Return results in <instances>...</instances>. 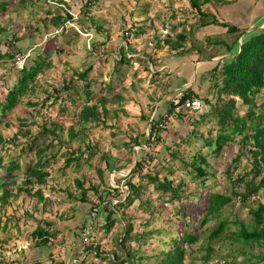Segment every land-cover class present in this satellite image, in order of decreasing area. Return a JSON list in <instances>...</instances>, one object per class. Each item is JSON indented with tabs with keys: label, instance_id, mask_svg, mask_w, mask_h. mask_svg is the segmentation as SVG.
<instances>
[{
	"label": "trees",
	"instance_id": "16d2710c",
	"mask_svg": "<svg viewBox=\"0 0 264 264\" xmlns=\"http://www.w3.org/2000/svg\"><path fill=\"white\" fill-rule=\"evenodd\" d=\"M94 1L87 0L84 2L83 13L87 16L83 15V18L78 19H73L71 13L61 7L62 4H65L63 0H57L58 6L55 8L58 9V12L49 15V17L47 16L50 11L48 0V3L46 0L16 1L14 13L25 11L27 22L22 26V24L16 22L17 20L12 21L9 17L3 24L0 23V34L4 36L2 44H6V49L0 51V61L3 63L9 61L10 65L13 66L17 60H20L22 65L16 69L15 79L11 80L9 84L6 83L5 90L0 93V123L2 122V116L15 107L23 95L34 92V79L37 73L48 65V61H46L48 55L52 52L56 54L63 51L68 42L72 40V37H80L79 39H81L83 34L71 30V25L79 26L82 33L89 34L90 40L88 42L91 48H89V45L88 47L85 46V40L82 41L88 53L91 51L97 52L100 46L106 43L108 36L100 21L96 20L94 16L88 15L90 5ZM211 1L187 0L189 7L197 16L195 25H187L185 20L173 22L174 15H172L169 20V23L173 22V24L171 23L172 26L164 25L165 27L168 25V30L164 31V35L154 33L151 39V46L156 49L166 46L170 52H175L173 54L187 56L192 52L200 53L203 48L200 47V43L195 42L197 41L193 35L195 29L207 25H217L224 28V32L231 38L229 42L221 38L206 37L204 39L206 46H221L223 48V53H221L224 55L222 57L223 63L219 67L218 62L215 61L210 68L199 74L200 79H204L207 83L209 97L198 96L197 91L192 86L181 87L183 95L180 101L195 97L199 99L201 106L194 111L184 110L181 115L176 114L179 117L172 122L171 128H169L168 135L172 143L165 145L166 154L171 161L176 160L180 164L179 169L184 171L189 178V182L194 184L192 190L194 193L188 191L184 179L174 180L169 177L173 174L172 163L165 160V163L160 161L153 163L151 173H141L140 169L144 165L145 159L147 162L155 159V156H151L144 149H140L126 176L120 177L118 175V179L123 180L126 189L123 190L121 187H114L105 182L107 173L114 169V165L110 161L111 156L106 151H99L95 142L92 143L88 140L84 143V140H87L91 128L104 123L108 117L109 106L119 101L121 95L115 91L117 83L113 85L114 81L109 79L106 84V91L109 94L102 96L99 101H92L94 93L90 86L98 81L97 77L89 75V70L93 66L91 61L86 63L80 70H72V76L66 81L60 82L56 86L50 85L49 90L43 89L44 96L39 102H30L26 99V103L31 106L44 104L49 100L50 104H54L56 100L60 101L65 92L70 90L67 98L69 97L68 99L71 100L72 104H76L80 101L79 94L82 93L85 102L78 105L80 107L75 114L74 123L64 127L62 122L48 119L41 124H35L36 129L32 131L19 119L16 130L9 137L0 134V150L5 149L6 144H10L13 147H19L17 149L18 154L28 158L20 167L18 157L11 156L6 164H3L0 156L1 206L6 203L8 198H16L22 193L40 191L42 187L47 186L48 178H51L54 173L53 164L56 162L55 159L58 154L61 156V164L56 167L55 171H64L70 166L75 169L90 166L92 156L94 154L98 155L96 162L91 164L97 182L88 183L87 186H84L85 176L82 175L81 179H73L77 195L66 193L75 202L88 204L89 209V218L84 219L74 227V229L80 228L79 233L73 231L74 229L71 231L73 236L90 231L87 242L82 246L79 245L80 250L78 251L83 253V257L78 264H83L90 252V255L105 260L106 264H149L148 259H152L153 264H182L186 248H190V245L197 241L203 232L194 228H200L212 218L217 220L210 228L206 240L200 247L203 248V253L199 256L200 264H210V261L215 257L222 258V260L229 257V264H234L232 261L234 255L227 253L220 256L211 246V243L218 242L222 238L227 239L230 243L236 242L241 247L264 245V203L256 200L253 206L249 205V202L252 201L251 198L257 195L259 189H264V103L261 100L258 102L261 98L260 90L262 89L264 93V25L261 28L254 26L253 29L246 32V28L228 24L221 19H217L214 14L201 9L202 5L209 4ZM214 1L219 4L231 2V0ZM43 4H46L43 9L45 15L34 18L35 12H38ZM6 6H8V1L1 0L0 11H5ZM65 21L66 24H64ZM144 23L134 24L130 29L127 28L123 32L124 45L129 44V38L137 37L145 32ZM161 28L164 29L162 25ZM67 31L70 32V35L64 39L63 37ZM45 32L48 34L54 32V35L51 39L43 42L44 45L52 44L51 48L49 47L47 51L43 52L41 51L42 47H37L36 40H42L43 36L47 35ZM23 38H28L30 41V44L28 43L26 47L16 44ZM32 44L34 49H32L33 46L31 47ZM26 52L28 54L25 56ZM91 56L94 57L95 55ZM213 56L211 55L209 58ZM145 57L147 59L144 62L147 66H150L151 56L144 55ZM144 58L143 56L139 58L127 54L121 47L111 72L116 78L121 79L123 71L130 67L134 59L142 61ZM176 78L177 76L174 75L163 83L166 91L176 87L178 81ZM77 80L81 81L79 89L76 87ZM65 109L63 106L60 108L61 111ZM163 111V109H157L155 114L149 118V135L145 138L144 146L152 143V147L160 142V133L164 128V121L161 118ZM63 132L65 135H63ZM175 139L178 140L176 144H174ZM72 140L77 141L79 144L84 143L83 147L81 149L78 147L72 148L69 144ZM132 140L134 144H137L138 138L133 137ZM198 140L200 143L194 147V151L184 150L185 147L190 145L195 146L194 143ZM230 142L236 143L238 150L231 159L232 165L228 166L225 172L227 176L230 175L232 170L236 168V163L244 156L247 160L248 169L236 173L235 178L232 179L233 182L240 183L242 188L238 191H230L228 194L210 192L204 197L201 196L199 189L205 187V182L210 175L207 169V157L217 156L223 147L229 146ZM162 146L164 148V145ZM60 148H63L64 151L59 153ZM161 159L163 160V156ZM100 162H104V165L99 166ZM135 174H138L136 183L130 179ZM18 175L22 177L19 181H16ZM140 180H143V183H140ZM117 183L118 180L113 184L117 185ZM98 185H101L102 189H98ZM147 185H151L152 190L157 193V198L163 202L177 200L180 203V206L178 205L177 209L174 208V211L179 213L183 219L181 232L171 236L166 242L160 239L164 248H161L155 255H147L146 250L141 246L150 240L153 234H159L160 231L157 228L133 231L132 219H128L123 223L117 238L114 240L115 249L106 253L99 249L96 240L91 236V234H94L92 226L93 229L98 230L99 228L107 234L117 219L122 221V218L117 217L118 210L133 205L135 201L137 202L136 207L152 215L153 205L150 203L148 196L142 199ZM88 191L94 193L95 201L86 203ZM193 194H196L197 201L190 205L197 206L200 213H197V210L192 213L187 212L185 202ZM234 198L238 199L239 207L247 208L249 222L243 224L241 221L233 220L236 228L229 230L228 222L225 219H218V217L222 208L231 204ZM114 199L115 202L112 203ZM100 207L108 217L104 219L105 221L103 218H95L94 224L92 219L96 217L95 215H97V210ZM93 208L96 211L92 217L90 214ZM155 209L160 213V209ZM199 214L201 215L199 216ZM185 218L186 220H184ZM142 223L147 225L148 221H140V224ZM30 236L36 239L34 242L35 247L43 248L46 251L53 239L58 238L57 240L60 243L63 242L60 229L51 221L43 218L37 220ZM80 239L81 235L79 242ZM74 256H77V253ZM257 257L258 260L264 262V254H258ZM37 262L33 261L32 263Z\"/></svg>",
	"mask_w": 264,
	"mask_h": 264
},
{
	"label": "rangeland",
	"instance_id": "374dc122",
	"mask_svg": "<svg viewBox=\"0 0 264 264\" xmlns=\"http://www.w3.org/2000/svg\"><path fill=\"white\" fill-rule=\"evenodd\" d=\"M5 1H8V6H6L5 11H0V23L3 24L7 18L10 17L12 21L17 20L16 22L23 26L27 22V13L25 11L14 13L17 0ZM63 1L65 4H62L61 7L66 9L68 13H72L74 18L78 19L87 16V14L85 15V13H83V5L87 0ZM48 2L50 11L47 16L49 17V15L58 12V9L55 8L58 5L57 0H48ZM45 7L46 4H43L38 12H35L34 18L43 17L45 15L43 11ZM201 9L205 12L208 11L214 14L217 19H221L228 24L246 28V32H248L253 29L256 18L264 14V0H231L230 3L225 4H219L212 0L209 4L202 5ZM88 15H92L96 20L100 21L108 36L106 43L100 46L97 52L91 51L88 53L85 46L87 45L88 47L89 45V48H91L88 42L90 36L83 35L81 39H79L80 37H72V40L68 42L67 47L63 51H59L56 54L53 52L49 54L46 58L48 65L41 69L34 79V92L28 93L29 95H23L20 102L2 116L0 134L9 137L16 130L19 119H21L32 131L36 129L35 124H41L48 119L60 121L64 127L74 123L75 114L80 107L78 105L85 102L82 93L79 94L80 101L76 104H72L71 100L68 99L69 97L67 98L70 90L65 92L60 101L56 100L54 104H50L49 100L44 104L31 106L26 103V99L30 102H39L44 96L42 93L43 89L49 90L50 88L48 87L50 85L56 86L58 83L66 81L72 76V70H80L86 63L91 61L93 66L89 70V75L97 77L98 81L90 86V89L94 93L92 101H99L102 96L109 94V92L106 91V84L109 79L114 81L113 85L117 83L115 91L121 95L119 101L109 106L108 117L105 119L104 123H100L91 128L88 132L87 140H84V143L88 140L92 143L95 142L99 151H106L111 156L110 161L114 165V169L107 173L105 182L112 186L114 185L113 183H116L118 180L117 184L120 185L121 180L118 179V175L120 177L126 176L135 161L136 155L140 152V149H144V151L147 153L149 152L151 156H155V159L151 162H147L145 159V162H143L144 165L140 169L141 173H151L153 163L156 161L172 163L173 174L169 175V177L174 180L178 178L184 179L188 191L193 192L194 184L189 182L188 176L184 171L179 169L180 164L176 160L171 161L169 159L166 154L167 149L165 150V145L172 143L168 135L170 132L169 128H171L172 122L178 119L179 115L184 112V110L171 112L168 109L169 100L174 98L177 92H181L179 91L181 87H177L176 85L172 90L166 91L163 83L170 79L167 76L169 75L167 73L169 71L167 68V72L164 71V68L162 70L164 75L160 72L162 74L160 76L159 72L154 71V64L152 62L150 66H145L146 71L136 74L134 73L135 64H131L132 66L130 65L131 67L129 70L123 71V77L121 79L116 78L113 72H111V69L114 67L113 65L115 59L118 57L120 48L123 47L125 50L123 32L126 31L127 28L130 29L134 24L145 22L143 25L146 27L145 32L138 36L140 40L139 44H137L138 48H131L132 50L127 49L126 53H138L140 56H150V52H148L147 49L151 46L146 45L147 43L144 44L143 40H148L152 43V40L148 38L153 35L152 29L156 28L157 32L154 33L163 36L165 33L164 31L168 30V25L172 26L173 22L185 20L187 25L191 24L193 26L197 18L195 12L189 7L187 0H95L90 5ZM172 15H174V20L171 24L169 20ZM145 18L146 20H144ZM166 24L168 25L165 27L164 25ZM161 25L164 27V29L162 28L164 31L160 30ZM70 27L71 30L77 33L82 32L79 26L71 25ZM86 27L88 26L86 25ZM69 31L65 33L64 39L70 35ZM53 35L54 32L50 34L47 33V35L45 34L43 36L42 40H36L37 47H42L41 51L43 52L47 51L49 47L51 48L52 44L49 43L44 45L43 42L51 39ZM193 35L195 39H197L195 42L200 43V47L203 48L200 53L192 52L187 56H181L182 61L186 59L185 64L188 65V75L190 78L192 77V81L182 87L188 85L192 86V88L197 91L198 96L209 97L207 93V83L204 79H200L199 74L210 68L217 59L224 57V55L221 54L223 53V48L221 46H206L204 39L206 37L221 38L229 42L231 38L224 32V28L217 25H207L195 29ZM102 39H104V37H102ZM0 40V51H3L6 49V44H2L4 41V36H2V34H0ZM83 40L86 41L85 46H83ZM28 43L30 44L29 39L23 38L16 44L26 47ZM186 45L189 46L187 43ZM31 47L34 49L33 44ZM156 53H154L152 60L159 59L160 62H158V64L166 63V65H168L169 58L172 56L168 48H165L159 54ZM27 54L26 52L25 56ZM91 55L95 56L92 57ZM211 55H214V60L206 61L210 59L209 56ZM199 60H204L205 64L203 67L195 69V66L201 62ZM175 61H179V59L176 58ZM10 64L9 61L4 63L0 61V93L5 90L6 83L9 84L11 80L15 79L16 69L21 67L22 61L17 60L13 66ZM171 66L173 65L171 64L168 67L171 68ZM80 82L81 81L77 80L76 87L78 89L81 85ZM260 97L258 102L261 100L264 103V93L262 89L260 90ZM62 106L66 109L61 111L60 108ZM157 109L164 110L163 113L161 112V118L164 121V128L160 133L161 140L152 147V143L148 146H144L145 138L149 135V118L155 114ZM178 113L179 115L176 116ZM186 113L192 114L191 112ZM188 128L190 127L188 126ZM63 135H65L64 132ZM133 137L138 138L137 144H134L132 140ZM174 141V144L178 142L176 139ZM84 143L79 144L75 140L69 142L72 148L78 147L79 149L83 147ZM199 143L200 141L198 140L194 143L195 146L190 145L189 147H185L184 150L186 151L188 149L194 151V147ZM162 145H164V148ZM18 148L19 147L6 144L5 149L0 150V156L2 157L1 162L6 164L11 156H16L19 158L20 167L23 166L24 161L28 160V158L19 155L17 151ZM237 150V144L230 142L229 146L223 147L217 156L207 157V169L210 175L205 182V187L199 189L201 196L204 197L210 192L228 194L230 191H238L242 188L240 183L237 184L233 182L232 179L235 178L236 173H241L248 169L247 160L244 156L236 163V168L228 175L229 177L225 172L226 168L232 165L231 159L234 157ZM63 151L64 149L60 148L59 153ZM162 156L163 160L161 159ZM97 158L98 155L94 154L91 158V164L95 163ZM125 160L127 161L125 162ZM55 161L56 162L53 164L55 174L53 173L51 178H48L47 186L42 187L40 191L27 194L22 193L16 198H8L6 203L2 206L0 205V264H78V262L81 261L83 253H79L78 250H80V247L78 244L82 233L73 236L71 231L84 219L89 218L88 204L75 202L74 199L69 198L66 193L77 195V189L73 182L74 178L81 179L82 175H84V186H87L88 183H96L97 178L95 177L91 164L90 166H83L79 169L70 166L64 171H55L56 167L61 164V156L59 154ZM124 163L125 165H123ZM103 165L104 162L99 163V166ZM21 177V175L16 176V181H19ZM130 179L136 183L138 174H135ZM140 183H143V180H140ZM118 185L117 187L119 188ZM50 186L51 188H49ZM98 189H102V186L98 185ZM147 196L150 203L153 205L152 215L136 207L137 202L135 201L133 205L118 210L117 217L122 218V221L117 219L107 234L99 228L98 230L93 229L92 226V232L94 234H91V236L96 240L95 242L99 249L103 250L105 253L115 249L114 240L117 238L121 226L128 219H132L133 231L151 228H157L160 231L159 234H153V237L141 246V248L146 250L147 255L157 254L161 248H164L161 243L162 241L166 242L171 236L181 232L183 219L179 213L174 211V208L177 209L180 203L177 202V200L173 202H163L157 198V193L152 190L151 185H147L142 199ZM251 200L249 205L252 206L255 204L256 200L264 203V189H259L257 195L253 196ZM91 201H95V196L92 191H88L86 203ZM196 201V194L188 198L185 202L187 212L192 213L197 210L196 212L200 213V209L197 206L190 205ZM238 203V199L234 198L231 204L222 208L218 217V219H225L228 222L229 230H234L236 228L233 220L241 221L243 224H248L249 222L247 208L239 207ZM154 208L160 209V213H158L156 209L154 210ZM200 215L201 214H199V216ZM95 216L96 217L92 219L94 224L96 221L95 218H103L104 220L108 217L101 207L97 210V215ZM40 218L55 224V226L60 229L63 236L62 243L57 240L58 238L53 239L47 251L43 250V248L39 249L35 247L34 242L36 239L30 236L37 220ZM184 220H186V218ZM216 220V218H212L200 228H194L195 230L200 229L203 232L198 240L190 245V248H186L182 264H200L201 260L199 256L203 253V248L200 247L206 240V235ZM140 221H148V224H140ZM79 230L80 228H75L73 231L79 233ZM72 242L73 244H71ZM211 246L220 256H224L227 253L234 255L232 260L234 264L264 263L257 259L258 254H264V245L241 247L236 242L230 243L227 239L222 238L218 242L211 243ZM76 253L77 256H74ZM90 254L91 252L87 256V259L83 261V264L107 263L105 260H100L98 257H94ZM214 259H216V261H214ZM33 261L38 262L32 263ZM229 262V257H227L226 260L215 257L210 261V264H229ZM148 263L153 264V260L148 259Z\"/></svg>",
	"mask_w": 264,
	"mask_h": 264
},
{
	"label": "crops",
	"instance_id": "0c3cea01",
	"mask_svg": "<svg viewBox=\"0 0 264 264\" xmlns=\"http://www.w3.org/2000/svg\"><path fill=\"white\" fill-rule=\"evenodd\" d=\"M255 22V24H253V27L254 26H257V28L258 27H260V26H262V25H264V14H262V15H260V16H258L257 18H256V20L254 21ZM157 29L156 28H154L153 30H152V34H154V32H157L156 31ZM160 30L161 31H164L162 28H160ZM152 37H153V35H151L150 37H148L149 39H152ZM147 38V37H146ZM128 41H129V44L126 46L125 45V51H127V49L128 50H132L131 48H138L137 47V44H139V42H140V40H139V37L137 36V37H134V38H129L128 39ZM144 41V44H146V45H149V46H151V42L150 41H148V40H143ZM148 41V42H147ZM131 42V43H130ZM130 45V46H129ZM132 46V47H131ZM166 48V46H164V47H162V48H159V49H156L155 47H150V48H148L147 49V51L148 52H150L149 54H150V58H151V62L154 64V67H156V69H154V71H156V72H159V75L161 76L162 74L160 73V72H162V70L164 69V71H166L167 72V70H166V68L168 69V71L169 72H167L169 75H167L168 76V78H171L172 76H174V75H176L177 76V85L178 86H180V87H182V86H184V85H187V84H189V82L190 81H192V77L190 78L189 77V73H188V65L187 64H185V62H186V59H185V61H182V57L180 56V55H177V54H173V53H175V52H172V54L171 55H173V56H171L170 58H169V63H168V65H166V63H162V64H158V62H160V60L158 61V60H152L153 59V57H154V53H156V54H159L162 50H164ZM134 50V49H133ZM132 55H134V56H138L139 58L140 57H142L143 56V58H144V55H139L138 53H132ZM155 56H158V55H155ZM176 58L177 59H179V61H175L176 60ZM145 59H147V57H145L144 58V60H139V61H137V60H133L132 62H131V64H135V69H134V73L136 74V73H140V72H143V71H146L145 70V65H146V62H144L145 61ZM213 61L214 60V56L212 57V58H210L209 60H206V61ZM199 61H201L199 64H197L196 66H195V69H197L198 67L200 68V67H203V65L205 64V61L204 60H199ZM174 63H176V64H174ZM195 63V62H194ZM194 63H193V65H194ZM173 65V66H171V68H169L168 66L169 65ZM132 66V65H131ZM130 66V67H131ZM129 67V68H130ZM177 67V68H176ZM129 68L127 69V70H129ZM206 70V69H205ZM163 73V72H162ZM164 74V73H163ZM166 75V74H165ZM191 75H192V73H191ZM179 83H181L180 85H179ZM177 86V87H178Z\"/></svg>",
	"mask_w": 264,
	"mask_h": 264
},
{
	"label": "built area",
	"instance_id": "2783aa9c",
	"mask_svg": "<svg viewBox=\"0 0 264 264\" xmlns=\"http://www.w3.org/2000/svg\"><path fill=\"white\" fill-rule=\"evenodd\" d=\"M72 15V18H74V15L71 13ZM67 22L65 21L64 24H66ZM79 32V31H78ZM79 33H82V32H79ZM83 35H86L88 36L89 34L88 33H82ZM218 62V66L220 67L223 63L222 61V58L220 59H217L216 60ZM181 92H177L175 95H174V98H171L169 100V103H168V109L169 111L171 112H179L181 110H190V111H194V110H197L200 108L201 104H200V101L198 98H195V97H191V98H185L183 99L182 101H180V99L182 98V89L180 88ZM118 185V184H117ZM117 185H112V186H115L117 187ZM119 187H121L123 190L126 189V186L123 184V180L121 179V184L118 185ZM115 202V199L112 201V203ZM96 211L95 208L92 209L91 211V216L93 217L94 216V212ZM89 235H90V231H85L81 234V239H80V242L78 245L82 246L84 245L87 240L89 239Z\"/></svg>",
	"mask_w": 264,
	"mask_h": 264
},
{
	"label": "water",
	"instance_id": "95a60500",
	"mask_svg": "<svg viewBox=\"0 0 264 264\" xmlns=\"http://www.w3.org/2000/svg\"><path fill=\"white\" fill-rule=\"evenodd\" d=\"M263 26V25H262ZM262 26L258 27V28H261Z\"/></svg>",
	"mask_w": 264,
	"mask_h": 264
}]
</instances>
